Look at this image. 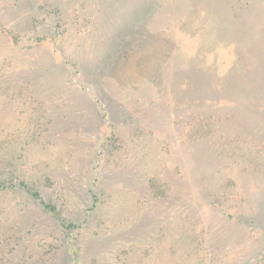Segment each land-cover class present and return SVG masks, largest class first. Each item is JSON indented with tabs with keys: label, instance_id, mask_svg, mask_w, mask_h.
Wrapping results in <instances>:
<instances>
[{
	"label": "rangeland",
	"instance_id": "1",
	"mask_svg": "<svg viewBox=\"0 0 264 264\" xmlns=\"http://www.w3.org/2000/svg\"><path fill=\"white\" fill-rule=\"evenodd\" d=\"M0 264H264V0H0Z\"/></svg>",
	"mask_w": 264,
	"mask_h": 264
},
{
	"label": "trees",
	"instance_id": "2",
	"mask_svg": "<svg viewBox=\"0 0 264 264\" xmlns=\"http://www.w3.org/2000/svg\"><path fill=\"white\" fill-rule=\"evenodd\" d=\"M190 126H192L191 127V130L193 131V130H195V128L197 127V126H195V125H193V124H191ZM200 126V125H199ZM197 131V130H196ZM33 196L34 197H38L36 194H33ZM62 225L64 226L65 225V223H62ZM68 229H72V231L74 232L75 230H77V229H79L80 228V226H78V225H76V224H72V223H69L67 226H66ZM68 244H73V241L71 240L70 242L68 241ZM69 251H70V254L72 255V257H73V261H75V256L77 255V250L74 248V247H70V249H69Z\"/></svg>",
	"mask_w": 264,
	"mask_h": 264
}]
</instances>
